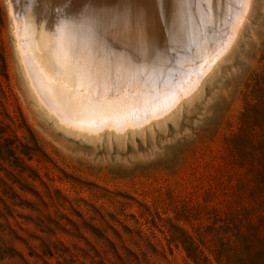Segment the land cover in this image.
<instances>
[{
    "label": "rangeland",
    "instance_id": "374dc122",
    "mask_svg": "<svg viewBox=\"0 0 264 264\" xmlns=\"http://www.w3.org/2000/svg\"><path fill=\"white\" fill-rule=\"evenodd\" d=\"M0 0V264H264V0L200 91L142 131L49 115Z\"/></svg>",
    "mask_w": 264,
    "mask_h": 264
},
{
    "label": "bare ground",
    "instance_id": "6f19581e",
    "mask_svg": "<svg viewBox=\"0 0 264 264\" xmlns=\"http://www.w3.org/2000/svg\"><path fill=\"white\" fill-rule=\"evenodd\" d=\"M252 2L242 8L237 0L8 5L20 61L42 107L66 128L99 136L151 127L200 91L237 43ZM142 49L140 61L133 50Z\"/></svg>",
    "mask_w": 264,
    "mask_h": 264
},
{
    "label": "snow or ice",
    "instance_id": "6c2138e0",
    "mask_svg": "<svg viewBox=\"0 0 264 264\" xmlns=\"http://www.w3.org/2000/svg\"><path fill=\"white\" fill-rule=\"evenodd\" d=\"M237 2H238L239 7L242 8L245 0H237ZM146 51H147L146 49H142L140 51L133 50V55L136 57L137 60L142 61L143 59H145V56L143 53ZM153 56H154V51H153L152 55L147 56V59H149L151 61Z\"/></svg>",
    "mask_w": 264,
    "mask_h": 264
}]
</instances>
